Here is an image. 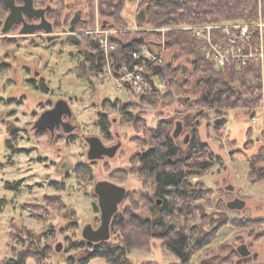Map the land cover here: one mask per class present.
<instances>
[{
    "label": "rangeland",
    "instance_id": "rangeland-1",
    "mask_svg": "<svg viewBox=\"0 0 264 264\" xmlns=\"http://www.w3.org/2000/svg\"><path fill=\"white\" fill-rule=\"evenodd\" d=\"M49 2L54 12L49 18L54 27L51 41L44 31L22 35V24L8 33H3V25L0 26V264L22 248L20 240L13 237H24L27 229L42 234V244L51 248L49 258L43 264H77L76 261L84 253L71 250L70 244L84 239L83 230L88 224L95 229L101 226L96 184L108 180L126 187L128 196L123 204H130L133 193L143 186L133 157L149 148V141L145 143L146 131L155 128L161 119L182 118L187 109L183 105L185 99L181 101L183 96H187L189 103L195 100L193 93L177 95V92L166 99L169 89L167 81L166 88L159 91L139 94L120 91L118 82L107 73L113 68L111 60L98 74L89 68L84 53L88 51L90 35L99 40L108 39L109 45L116 48L111 41L113 36L118 38L127 31L135 34L143 30L158 32L147 38L151 42L147 47L160 52L164 45L163 64L191 66L187 57L178 50L167 48L166 33L171 28H139L137 5L125 4L123 16L128 23L125 29L113 18L101 15L100 0H93L92 22L90 0ZM78 12L82 13L84 20L91 22L89 27L82 22L77 25L76 34L80 43L64 33ZM125 67L117 72L123 73ZM116 73L113 72V75ZM187 79L188 76L180 74L176 80L182 84ZM196 79L193 76L190 79L191 90ZM30 80H35L40 86L44 82L49 88L48 92L35 88ZM262 87L263 99L255 114L250 116L244 108L230 109L229 121L221 134L214 131L215 110L194 105L188 111L194 125L200 124L201 139L208 142L212 151L221 158V162L207 174L194 178V181L201 180L206 188L213 189L200 202L202 209L196 224H202L199 228L203 231L204 228H217L213 242L196 252V264L204 261L209 264H264V184L251 179L249 167V160L262 150L263 159L258 162L257 168H264V84ZM186 89V92H190L189 87ZM143 96L154 98V101L149 99L144 102ZM61 99L66 100L73 111L71 119L64 118L75 126L73 133H66L62 127L54 132L35 130L34 124L40 116ZM108 101L111 103L104 105ZM116 101L120 106L134 103L129 110L131 119L114 108ZM101 112L107 113L112 122L108 136L98 126ZM255 117L258 120L255 121ZM178 121L180 119H175V129ZM9 128L19 129L18 138L13 139L12 143L14 148H24L26 152L19 153L7 146V140L12 138ZM188 134L190 131L183 124V132L176 138L180 145H185ZM92 136L101 138L106 146L121 144L116 156L91 161L88 158L87 138ZM80 164L91 166V177L76 173V167ZM7 181H22L20 190L8 189ZM55 181L65 187L58 189L53 184ZM49 196H59L62 202L51 205ZM3 198L6 199L5 204L1 203ZM236 199L245 201V208L229 209L228 203ZM122 208L123 205L119 211ZM136 212L148 216V212L142 208H137ZM203 218L206 221L204 226ZM234 222L242 223V226L237 227ZM114 238L121 239L120 231L112 232L110 240ZM59 245L62 246L60 251L57 250ZM242 245L247 246L249 256L244 257L239 253ZM147 249L131 254L134 264L177 262L163 248L160 240H153ZM70 258L73 260L70 261ZM26 264L37 262L29 257ZM89 264H107V261L97 257Z\"/></svg>",
    "mask_w": 264,
    "mask_h": 264
},
{
    "label": "trees",
    "instance_id": "trees-1",
    "mask_svg": "<svg viewBox=\"0 0 264 264\" xmlns=\"http://www.w3.org/2000/svg\"><path fill=\"white\" fill-rule=\"evenodd\" d=\"M127 2L137 5L136 20L140 29H146L147 26L171 28L166 33L167 48L178 50L191 64V69L189 66H175L172 63L150 64L149 74L166 78L169 89L165 98H172L176 95L175 92L177 95L193 93L195 100L189 103L186 100L187 96H183L181 101L185 99L183 105L187 109L181 115L182 118L161 119L155 128H148L146 131L145 143L149 141L147 142L149 148L133 157V161L137 163V173L143 181L142 189L133 193L130 204H122V210L115 215L111 225L114 234L120 231L121 239L114 238L100 243H92L85 239L76 240L70 244V249L81 250L84 253L76 261L77 264H89L97 257L106 259L107 264H134L132 253L146 250L150 248L153 240H160L163 248L176 259L177 262L173 264H196L194 260L196 252L207 248L213 242L217 228L213 230L204 228L203 231L199 228L202 224H196L197 216L202 209L200 202L205 200L213 189L206 188L201 180L194 181V178L207 174L221 162V158L212 151L208 142L201 139L200 124L194 125L188 111L194 105L215 110L214 131L221 134L229 121L230 109L244 108L250 116L255 114L263 99L264 77L258 62H251L248 66L230 65L218 68L204 52L205 42L194 31L182 28L227 21L254 22L260 17L264 19V0H100L101 15L113 18L127 29L128 23L123 16ZM17 3L20 4L22 1L17 0ZM89 7L92 10L90 20L92 22L93 0H90ZM53 13L51 11L48 18L52 17ZM8 14L9 9L0 0V26H4ZM91 22L82 21L88 27ZM18 25L21 24L15 26ZM154 34L158 32L143 30L135 34L127 31L121 34L125 36L122 38L121 35L118 38L113 36L111 41L116 44V48L110 51L108 57L113 62V72L116 73L124 66L133 68L134 65L141 64L134 59L133 54L147 45L150 46L151 42L147 38ZM133 35L136 36L133 38ZM87 41L85 61L89 68L98 74L103 71L107 62L106 51L99 38L90 35ZM180 74L188 76L182 84L176 80ZM192 76L197 79L191 90ZM30 83L43 92L49 90L44 82L41 86L36 84L35 80H30ZM188 87L190 92H186ZM146 100L152 102L154 98L143 96V101L147 102ZM110 103L111 101H108L104 105ZM133 104L130 102L120 106L119 101H116L113 106L126 115L127 119H131L132 114L129 110L134 107ZM175 119H180L190 131L188 144L180 145L174 137ZM98 126L104 134L109 135L112 122L107 113L99 114ZM9 129L12 138L7 140V146L19 153L26 152L24 148H14L12 143L13 139L18 138L19 129ZM39 131L45 132L46 129ZM262 159L261 150L257 156L249 160L251 179L260 184H264V168L258 169L257 164ZM257 171L259 173L256 177ZM76 173L91 177L92 168L80 164L76 167ZM21 183L22 181L16 183L7 181L6 187L19 191ZM53 184L58 189L65 187L64 184L60 186L57 181ZM48 201L51 205L62 202L59 196H49ZM1 203L5 204L6 199H1ZM137 208L146 210L148 216L136 212ZM96 209L99 208L96 206ZM201 221L204 226L205 218ZM234 224L237 227L242 226V223ZM43 237L31 229H27L22 238L13 237L17 241L20 240L23 246L16 250L13 257L7 258L4 264H26L29 257H33L37 264H43L51 252L49 246L42 244ZM69 260L72 261L73 258ZM148 264L156 263L149 261ZM199 264L209 263L204 261Z\"/></svg>",
    "mask_w": 264,
    "mask_h": 264
},
{
    "label": "water",
    "instance_id": "water-1",
    "mask_svg": "<svg viewBox=\"0 0 264 264\" xmlns=\"http://www.w3.org/2000/svg\"><path fill=\"white\" fill-rule=\"evenodd\" d=\"M9 9V14L2 29L3 33H8L16 24H22V35H35L39 31H44L48 36V40L53 39V24L47 20L46 12L49 7L45 9H38L35 6V0H21L22 4H18L17 0H1ZM35 18H40L39 23H34ZM81 20V14L78 12L72 19L68 30L64 33L68 34L70 38L80 43L76 34L77 23ZM84 21V20H82ZM73 111L70 104L66 100H59L55 106L45 111L40 118L35 122L34 129H46L54 132L56 128L62 127L66 133H73L75 126L70 121H65L64 118L71 119ZM183 132V123L177 122V127L174 131V137L178 138ZM190 135L185 137L184 143L188 144ZM89 144L88 158L91 161L103 159L105 157L113 158L116 156L121 144L115 146H106L103 140L99 137L92 136L87 138ZM231 188V187H229ZM95 194L98 196V206L101 211V226L95 229L91 224H88L83 230V238L92 243H100L109 241L111 239L112 230L111 225L115 215L119 212L120 206L126 201L128 190L126 187L120 186L114 182L103 180L99 181L95 186ZM246 203L241 199H236L228 203V208L231 210H240L245 208ZM61 245L57 247L60 251ZM239 253L247 257L250 255L246 245H242L238 249Z\"/></svg>",
    "mask_w": 264,
    "mask_h": 264
},
{
    "label": "built area",
    "instance_id": "built-area-1",
    "mask_svg": "<svg viewBox=\"0 0 264 264\" xmlns=\"http://www.w3.org/2000/svg\"><path fill=\"white\" fill-rule=\"evenodd\" d=\"M182 29L194 31L205 42L204 52L218 68L225 66H248L251 62L260 63L264 72V19L258 21H227L220 24L188 26ZM101 44L108 53L115 49L109 45L108 39L101 38ZM162 46H160L161 48ZM156 52L150 47H143L135 52L133 57L141 62L133 68L125 67L124 72L116 73L109 69L107 73L118 82L120 91H130L136 94L159 91L166 88L164 76L149 74V66L153 63L163 64V51ZM258 117H255V121Z\"/></svg>",
    "mask_w": 264,
    "mask_h": 264
},
{
    "label": "flooded vegetation",
    "instance_id": "flooded-vegetation-1",
    "mask_svg": "<svg viewBox=\"0 0 264 264\" xmlns=\"http://www.w3.org/2000/svg\"><path fill=\"white\" fill-rule=\"evenodd\" d=\"M35 1H37V2H36L37 5H35V6H36V8H38V9H45V8L49 7V9H48L47 12H46V18H47L48 21H50V22L52 23V21L48 18V14L52 11V6H51L49 0H35ZM20 4H22V3H20ZM80 14H81V20L77 23V25H78L79 23H81L82 20H84V19L82 18V13H81V12H80ZM75 16H76V15H75ZM75 16H74V17H75ZM37 19H38V20H37ZM40 21H41L40 18H35V19L33 20L34 23H39ZM71 21H72V20H71ZM70 23H71V22H70ZM71 40H72V39H71Z\"/></svg>",
    "mask_w": 264,
    "mask_h": 264
}]
</instances>
